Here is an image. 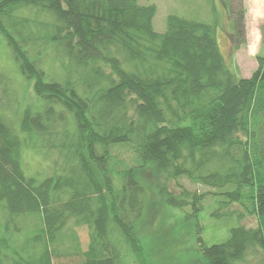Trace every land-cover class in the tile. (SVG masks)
<instances>
[{"label":"trees","instance_id":"obj_1","mask_svg":"<svg viewBox=\"0 0 264 264\" xmlns=\"http://www.w3.org/2000/svg\"><path fill=\"white\" fill-rule=\"evenodd\" d=\"M156 13L140 0H0V35L38 98L4 102L0 72V264H126L127 252L148 264L140 225L151 191L194 221L202 264L264 251V56L243 77L214 24L171 13L159 32ZM234 31L244 36V15ZM26 152L56 153L59 170L28 172ZM209 195L213 218L255 215L258 226L208 245Z\"/></svg>","mask_w":264,"mask_h":264},{"label":"rangeland","instance_id":"obj_2","mask_svg":"<svg viewBox=\"0 0 264 264\" xmlns=\"http://www.w3.org/2000/svg\"><path fill=\"white\" fill-rule=\"evenodd\" d=\"M140 1L144 4H156L157 13L153 24L159 32L166 29V18L171 13L214 24L216 38L228 65L234 69L237 68L243 77H249L257 68V55L264 56V0ZM240 14L244 15V36L241 33L238 36L234 35V21ZM47 65L50 71L60 69L59 62H48ZM0 72L7 78L8 95L1 93L4 102L15 100L13 105H17L20 101L22 107L38 104L32 83L26 81L21 75L9 47L1 35ZM19 108L13 106L7 113L10 118H13L15 124L18 123ZM16 128H19V124H16ZM60 162V157L56 153L48 155L46 159L42 155L36 156L30 152H26L24 156V165L28 172L37 170L49 174L54 170H59ZM147 175V178L151 180L152 176ZM181 183L199 193L208 190L214 191V189L195 184L186 178L181 179ZM215 206L216 203L212 195H209L206 201L207 211L200 219V224L203 225L202 236L208 245L224 241L230 234L231 227L239 224L256 227L259 224L255 215H245L241 219L237 217L215 219L211 216ZM232 209L241 210V207L234 204ZM77 230L81 246L86 249L90 239L88 227L81 226ZM140 230L144 233L146 255L149 257L148 264H202L201 253L196 242L194 221L187 222L186 219H183L182 211L162 205L154 191H151L150 201ZM263 260L264 251L261 249L251 250L247 254L244 264H263ZM126 264H138L130 252L126 254Z\"/></svg>","mask_w":264,"mask_h":264}]
</instances>
